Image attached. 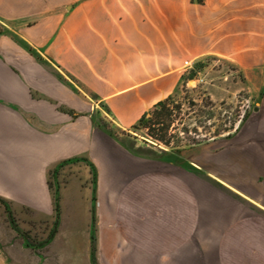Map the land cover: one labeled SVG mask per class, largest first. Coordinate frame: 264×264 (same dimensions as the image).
<instances>
[{
  "label": "crops",
  "instance_id": "0c3cea01",
  "mask_svg": "<svg viewBox=\"0 0 264 264\" xmlns=\"http://www.w3.org/2000/svg\"><path fill=\"white\" fill-rule=\"evenodd\" d=\"M0 27V195L51 212L50 168L95 169L60 189L55 264H94L93 235L98 264H264V0H0ZM208 55L258 79L253 112L171 160L118 152L100 106L128 130Z\"/></svg>",
  "mask_w": 264,
  "mask_h": 264
},
{
  "label": "rangeland",
  "instance_id": "374dc122",
  "mask_svg": "<svg viewBox=\"0 0 264 264\" xmlns=\"http://www.w3.org/2000/svg\"><path fill=\"white\" fill-rule=\"evenodd\" d=\"M191 61V65L184 64L180 84L169 94L167 107L172 114L155 125L156 132L160 129L169 144L152 138L148 127L118 128L107 107L100 106L97 124L102 132L117 139L118 152L128 148L136 154L155 156L167 151L165 158L171 160L189 147L232 133L253 112L259 99L258 79L246 75L228 59L208 55ZM87 168L92 174L86 180L94 187L95 169L89 160H65L50 168L47 178L54 201L57 197L60 200V189L78 175L83 178ZM57 215L55 209L40 214L27 205L12 206L0 195V246L8 252L9 264L56 263L49 243L57 231ZM95 229L93 221V234ZM95 260L98 264L96 254Z\"/></svg>",
  "mask_w": 264,
  "mask_h": 264
},
{
  "label": "trees",
  "instance_id": "16d2710c",
  "mask_svg": "<svg viewBox=\"0 0 264 264\" xmlns=\"http://www.w3.org/2000/svg\"><path fill=\"white\" fill-rule=\"evenodd\" d=\"M170 98H171V96L169 95L165 99H162V100L158 101L157 103H155L150 110L143 113V115L140 117V119L134 125V127L135 128H139L140 126L148 127L149 128L148 134L152 138H154L156 141H161V142H164L166 144H169L170 140L166 139L165 134L160 133V129H158L159 133L156 132L155 125L163 123L162 120H164V118H167L172 114V111L167 107V104H168V101ZM59 208H60L59 198L57 197L55 209L57 211L58 217H59ZM7 210H8V214L11 216V211H10L9 207L7 208ZM93 221H95V215H93ZM92 240H93L94 263L97 264L96 260H95V235H93Z\"/></svg>",
  "mask_w": 264,
  "mask_h": 264
},
{
  "label": "built area",
  "instance_id": "2783aa9c",
  "mask_svg": "<svg viewBox=\"0 0 264 264\" xmlns=\"http://www.w3.org/2000/svg\"><path fill=\"white\" fill-rule=\"evenodd\" d=\"M191 62H192V61L187 60V61H185V64H187V65H191Z\"/></svg>",
  "mask_w": 264,
  "mask_h": 264
}]
</instances>
